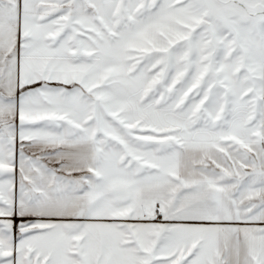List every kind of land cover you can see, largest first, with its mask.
Here are the masks:
<instances>
[{"label": "snow or ice", "instance_id": "snow-or-ice-1", "mask_svg": "<svg viewBox=\"0 0 264 264\" xmlns=\"http://www.w3.org/2000/svg\"><path fill=\"white\" fill-rule=\"evenodd\" d=\"M0 264H264V0H0Z\"/></svg>", "mask_w": 264, "mask_h": 264}]
</instances>
